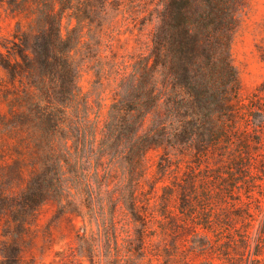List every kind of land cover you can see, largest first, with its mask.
<instances>
[{"label": "trees", "instance_id": "1", "mask_svg": "<svg viewBox=\"0 0 264 264\" xmlns=\"http://www.w3.org/2000/svg\"><path fill=\"white\" fill-rule=\"evenodd\" d=\"M249 1L0 0L15 18L10 43L0 45V219L14 223L18 236L54 202L86 229L118 241L124 207L139 254L149 194L161 181L150 178L146 161L155 147L165 151L163 176L172 152L195 163L164 186L179 198L183 221L174 218L169 229L187 227L197 204L214 195L250 196L261 143L252 133L262 137L264 104L244 95L232 57ZM121 17L126 29L151 27L142 49L119 51ZM85 68L98 84L115 81L102 127L101 101L97 109L80 82ZM234 211L239 219L251 215L248 206ZM213 223L207 215L198 225ZM255 238L253 260L264 264V217ZM242 240L251 249L248 231Z\"/></svg>", "mask_w": 264, "mask_h": 264}, {"label": "rangeland", "instance_id": "2", "mask_svg": "<svg viewBox=\"0 0 264 264\" xmlns=\"http://www.w3.org/2000/svg\"><path fill=\"white\" fill-rule=\"evenodd\" d=\"M119 25L125 31L119 51H138L144 47L151 27L140 29L131 23L126 29L124 17L120 18ZM14 26L15 18L9 15L6 5L0 6V45L10 43L7 38H12ZM0 47L6 52L4 46ZM232 57L244 95L255 97L264 104V0H250L245 8L232 43ZM97 80L94 70L85 68L80 82L91 93L97 109L101 101L99 120L102 127L115 81L106 78L103 84H98ZM149 123L150 119H147L144 128ZM260 133V138L254 131L252 133V137L260 139L261 143L251 171L252 175H258L257 183L250 196L246 192H242L241 198L228 196L222 199L214 195L197 204L187 227L179 226L175 230L168 228L171 225L169 221L174 222V218L182 220L178 209L180 202L177 196H168L164 186L172 183L175 174L184 176L190 165L195 166V163L172 152L173 167L163 176L165 174H159L158 168L165 156L164 149L155 147L149 150L146 159L149 176L151 179L158 177L161 181L155 192L149 194L146 246L141 253L134 254L136 231L124 207L118 210V241H110L86 229L81 217L65 215L56 203L48 202L21 235H15L14 223L0 219V264H255V236L260 219L264 217V175L260 170L264 167V128ZM179 160L183 163L180 170L176 167ZM259 175L263 178L259 179ZM246 206L250 207L251 215H247V219L237 218L234 210ZM207 215L214 221L210 229L198 225ZM224 218L226 221L222 222ZM247 220H252L254 225ZM247 231L252 236L251 249L244 247L242 240Z\"/></svg>", "mask_w": 264, "mask_h": 264}]
</instances>
